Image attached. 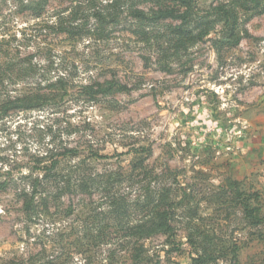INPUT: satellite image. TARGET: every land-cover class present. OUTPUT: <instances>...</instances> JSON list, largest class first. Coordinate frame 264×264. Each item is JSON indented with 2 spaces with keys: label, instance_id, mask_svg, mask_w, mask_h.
<instances>
[{
  "label": "rangeland",
  "instance_id": "obj_1",
  "mask_svg": "<svg viewBox=\"0 0 264 264\" xmlns=\"http://www.w3.org/2000/svg\"><path fill=\"white\" fill-rule=\"evenodd\" d=\"M26 94L0 264H264V0H0V102Z\"/></svg>",
  "mask_w": 264,
  "mask_h": 264
},
{
  "label": "trees",
  "instance_id": "obj_2",
  "mask_svg": "<svg viewBox=\"0 0 264 264\" xmlns=\"http://www.w3.org/2000/svg\"><path fill=\"white\" fill-rule=\"evenodd\" d=\"M255 1H258V0H255ZM190 5V4H188ZM191 8V6H190ZM217 15L220 17V19L223 21L224 23V28H227L230 23H231V19L233 17V12H231L230 10L228 9H218L216 11ZM164 17L166 18H175L177 16H175L174 12L172 11H166L165 13L162 14ZM114 86V82L112 81H107L106 82V89H110L111 87ZM101 92H103V87L100 88ZM40 95H43V94H40ZM39 94H26V95H23L21 97H17V98H14V99H8L6 101H1L0 102V116L3 115L4 113H6V111L8 110V107H15V108H23V109H29V108H33V107H36L39 105L40 103V97H38ZM46 100V99H45ZM51 167H54V162L53 164L51 165ZM32 192H31V197H30V200L27 202L26 201V207H29V204L32 202H34V196L36 194L35 192V188L33 186L32 188ZM163 216H162V219H167V213L166 212H162L161 213ZM159 225H164L166 228V231H169V228L170 226L169 225H165V224H159Z\"/></svg>",
  "mask_w": 264,
  "mask_h": 264
}]
</instances>
